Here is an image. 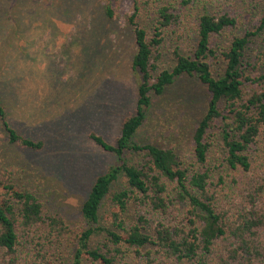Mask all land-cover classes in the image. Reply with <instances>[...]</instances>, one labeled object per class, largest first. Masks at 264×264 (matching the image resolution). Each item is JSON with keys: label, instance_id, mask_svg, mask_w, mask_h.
Wrapping results in <instances>:
<instances>
[{"label": "trees", "instance_id": "1", "mask_svg": "<svg viewBox=\"0 0 264 264\" xmlns=\"http://www.w3.org/2000/svg\"><path fill=\"white\" fill-rule=\"evenodd\" d=\"M99 1L105 3L100 22H112L120 0ZM196 1L145 0L133 5L128 25L135 45L130 69L136 81V109L123 121L114 145L89 135L117 161L95 179L81 205L85 229L73 230L64 217L45 211L37 190L16 184L13 173L0 177V264H54L70 240L74 248L69 264H126L119 261L125 259L127 249L141 264H264V156L255 154L264 142V57L258 55L255 62L246 58L253 38L264 44V0H250L262 8L255 31L234 37L222 49L215 48L212 40L235 28L237 19L227 13L199 14L191 57L175 52L173 68L158 72L152 56L164 32L181 23V14ZM218 57L224 69L214 77L211 64ZM84 63L87 69L89 64ZM257 67L262 74L251 77L248 70ZM180 76L197 79L208 93L193 133V161L188 166L170 149L133 142L146 121L151 95L161 96ZM0 82L3 88L18 87L14 79ZM246 82L260 89L243 100ZM5 107L0 95V130L6 144L41 151L43 141L26 138L10 126ZM39 118L33 120L39 123ZM217 141L222 149L219 172L208 166ZM128 153L136 156L135 163L126 161ZM120 177L124 187L110 197L111 186ZM107 197L110 209L101 226L98 211ZM130 205L135 207L134 218L126 228ZM96 235L102 241L92 248Z\"/></svg>", "mask_w": 264, "mask_h": 264}, {"label": "rangeland", "instance_id": "2", "mask_svg": "<svg viewBox=\"0 0 264 264\" xmlns=\"http://www.w3.org/2000/svg\"><path fill=\"white\" fill-rule=\"evenodd\" d=\"M135 1L141 5L145 0H120L114 20L103 23L100 17L105 3L99 0H0V81L14 79L18 85L14 90L0 86L7 119L18 134L44 143L38 152L7 145L0 130V177L13 173L16 184L37 190L44 210L64 217L73 230L86 228L81 205L95 179L117 161L89 135L114 145L123 121L135 113L136 81L130 69L135 45L128 25ZM201 13H227L237 19L235 28L213 38L212 45L222 49L234 37L255 31L262 8L250 0H197L181 14V23L164 32V40L152 56L158 72L173 68L175 52L191 57ZM258 55L264 57V44L253 38L247 61H257ZM84 61L89 64L87 69ZM223 69L218 57L211 64L212 75L220 77ZM248 73L255 77L262 71L257 67ZM259 89L255 83H244L243 100ZM207 101L206 88L197 79L177 77L161 96L151 95L146 121L133 142L170 149L184 166L191 165L192 137ZM36 116H40L39 123L33 120ZM255 154L264 156L263 141ZM135 157L128 153L126 161L133 164ZM221 165L222 149L217 141L208 166L219 172ZM124 182L120 177L109 196L123 188ZM109 209L107 197L99 207V225L106 224ZM134 209L129 206L126 228L133 222ZM145 230L151 234V228ZM99 239L96 235L90 246L97 248ZM73 248L74 242L68 241L54 264H69ZM125 252V259L119 262L141 264L135 252Z\"/></svg>", "mask_w": 264, "mask_h": 264}]
</instances>
